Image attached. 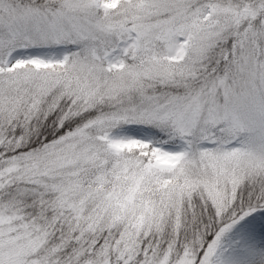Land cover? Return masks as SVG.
I'll return each instance as SVG.
<instances>
[{
	"label": "snow or ice",
	"instance_id": "6c2138e0",
	"mask_svg": "<svg viewBox=\"0 0 264 264\" xmlns=\"http://www.w3.org/2000/svg\"><path fill=\"white\" fill-rule=\"evenodd\" d=\"M0 264H264V0H0Z\"/></svg>",
	"mask_w": 264,
	"mask_h": 264
}]
</instances>
